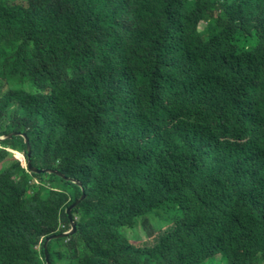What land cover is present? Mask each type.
Segmentation results:
<instances>
[{
	"label": "trees",
	"instance_id": "obj_1",
	"mask_svg": "<svg viewBox=\"0 0 264 264\" xmlns=\"http://www.w3.org/2000/svg\"><path fill=\"white\" fill-rule=\"evenodd\" d=\"M1 108L0 264H264V0H0Z\"/></svg>",
	"mask_w": 264,
	"mask_h": 264
},
{
	"label": "water",
	"instance_id": "obj_2",
	"mask_svg": "<svg viewBox=\"0 0 264 264\" xmlns=\"http://www.w3.org/2000/svg\"><path fill=\"white\" fill-rule=\"evenodd\" d=\"M18 136L21 137V134H18ZM22 137L25 139V143L27 144L28 157L30 158L32 152H31V146H30L29 140L24 135H22ZM6 140H8L7 137L0 138V142L6 141ZM27 168H28V170L30 171L31 174H35V175L54 174L57 177L66 180L65 176L62 175V174H60V173H58V172L38 170V169L32 168L30 162H27ZM70 183H73V184L75 183L78 186H80L81 189H82L83 194H82V196H81L80 199H78L77 201H75L73 204L69 205V208L67 209L68 221H69V225L71 227L70 231H68V233L67 232H64V233H61V234H59L57 236H50V237L46 238L45 244H44V248H45L46 255H47V249H46L47 248V244L49 243L50 240H52V239H58V238H65L66 236H68L70 234H74L75 231H76V226L74 225L73 220H71L70 211L73 210L74 208H76L81 203V201H83L84 199H86L87 194H85V191H84V189H83V187H82V185L80 183H77L76 181H73V180H71Z\"/></svg>",
	"mask_w": 264,
	"mask_h": 264
},
{
	"label": "rangeland",
	"instance_id": "obj_3",
	"mask_svg": "<svg viewBox=\"0 0 264 264\" xmlns=\"http://www.w3.org/2000/svg\"><path fill=\"white\" fill-rule=\"evenodd\" d=\"M3 109L4 108H1V113H0L2 118L4 116ZM6 137L8 138L9 141H11L13 138H18L19 136H18V133H11V134L7 135ZM16 157L19 158V159H22V157H20V156H16ZM11 159H12V156H9L8 160H11ZM2 172H3V168H0V174Z\"/></svg>",
	"mask_w": 264,
	"mask_h": 264
},
{
	"label": "clouds",
	"instance_id": "obj_4",
	"mask_svg": "<svg viewBox=\"0 0 264 264\" xmlns=\"http://www.w3.org/2000/svg\"><path fill=\"white\" fill-rule=\"evenodd\" d=\"M21 135H23V134H21ZM25 136V135H24ZM26 137V136H25ZM2 138H5V137H2ZM23 138V137H22ZM27 138V137H26ZM24 139V138H23ZM7 141H9V140H6V141H2V142H0V143H4V142H7ZM24 141H25V139H24ZM26 144V143H25ZM26 147H27V144H26ZM31 150H32V148H31ZM12 154H15L14 152H11ZM20 157H22L21 155H19ZM21 160V162H22V165L25 167H27V164H25V159L22 157V159H20ZM28 169V168H27ZM59 173V172H58ZM61 174V173H60Z\"/></svg>",
	"mask_w": 264,
	"mask_h": 264
}]
</instances>
